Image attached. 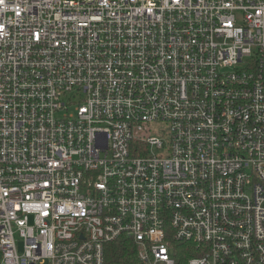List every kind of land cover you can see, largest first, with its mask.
Returning a JSON list of instances; mask_svg holds the SVG:
<instances>
[{
    "label": "built area",
    "instance_id": "obj_1",
    "mask_svg": "<svg viewBox=\"0 0 264 264\" xmlns=\"http://www.w3.org/2000/svg\"><path fill=\"white\" fill-rule=\"evenodd\" d=\"M122 235L264 264V0H0V264Z\"/></svg>",
    "mask_w": 264,
    "mask_h": 264
},
{
    "label": "trees",
    "instance_id": "obj_2",
    "mask_svg": "<svg viewBox=\"0 0 264 264\" xmlns=\"http://www.w3.org/2000/svg\"><path fill=\"white\" fill-rule=\"evenodd\" d=\"M104 264H140L132 240L125 235L104 247Z\"/></svg>",
    "mask_w": 264,
    "mask_h": 264
},
{
    "label": "rangeland",
    "instance_id": "obj_3",
    "mask_svg": "<svg viewBox=\"0 0 264 264\" xmlns=\"http://www.w3.org/2000/svg\"><path fill=\"white\" fill-rule=\"evenodd\" d=\"M152 128H153V129H151L150 132H151V134H155V132H154V131H155V127L153 126Z\"/></svg>",
    "mask_w": 264,
    "mask_h": 264
}]
</instances>
